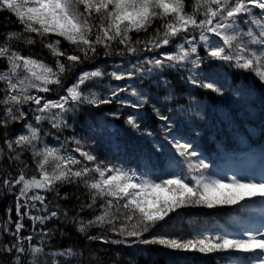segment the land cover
<instances>
[{"label":"snow or ice","instance_id":"snow-or-ice-1","mask_svg":"<svg viewBox=\"0 0 264 264\" xmlns=\"http://www.w3.org/2000/svg\"><path fill=\"white\" fill-rule=\"evenodd\" d=\"M191 7V11H186V0H0V11L13 14L22 26L20 31L7 32L0 41V61L7 65L0 69V130H3L0 158L6 157L17 173L0 174V188L9 193L16 190L17 219H11L12 208H8L9 215L0 226V234L10 237L7 243L0 241V254H12L9 264H25L26 258H30L28 264H65L61 258L83 255L72 247L45 252L46 245H32L33 235H23L25 218L31 221L33 231L37 225L44 226L56 219L73 223L88 241L114 246L158 244L171 250L206 255L259 251L261 255L252 264H264V231L239 236L201 234L190 238L155 234L180 209H212L264 198V180L244 182L232 176L230 182H225L208 175L209 165L200 158L202 154L182 137H172L169 141L181 159L174 156L169 159L187 172L165 171L156 178L98 160L92 150H85L86 142L75 135L63 141L55 135L60 141L58 147L44 139L53 136L44 129L45 122L56 133L70 129L73 125L69 115L84 106L99 108L115 102L121 107L140 110L150 102V97L137 89L131 91L134 101L122 99L120 93L128 88L102 85L106 74L100 68L81 71L75 82L65 87L66 79L78 67L98 58V49H103L105 57L153 53L142 60L138 58L130 66L118 65L117 70L107 73L115 81L137 74L151 75L167 67L186 72L181 79L190 86L222 96L227 90L225 82L214 72L201 71L208 60L250 72L264 86V0H193ZM242 18L246 27L241 25ZM156 21H160L159 26L149 32ZM141 32L147 35L133 38V33ZM192 33H198L199 38ZM209 34L218 40L210 39ZM62 41L71 48L63 47ZM37 42L48 50L52 63L33 54L24 55L18 47L20 43L27 47ZM201 44L206 56L199 54ZM169 45H174L175 51H159ZM157 86L167 93L164 101L177 99L169 80L162 79ZM54 91L55 99L43 95ZM152 111L158 120L169 121V116L154 104ZM125 123L138 134L153 136L149 128L141 129L136 115H129ZM16 124H21L23 130L12 137L11 129ZM69 142L75 145L71 151L67 147ZM161 147L153 144L157 152ZM26 153L35 164L32 175L24 158ZM73 153H78L80 158ZM64 184L85 190L83 200L77 196L80 203L71 217L59 203L50 207L42 194L55 193L58 199L66 200L69 193L61 196L58 188ZM85 212L91 214L90 219L82 215ZM94 228L99 230L96 235L90 234ZM39 232L42 239L53 234L45 227H40ZM149 233L153 235L146 238ZM25 241L29 242L28 247Z\"/></svg>","mask_w":264,"mask_h":264},{"label":"trees","instance_id":"trees-1","mask_svg":"<svg viewBox=\"0 0 264 264\" xmlns=\"http://www.w3.org/2000/svg\"><path fill=\"white\" fill-rule=\"evenodd\" d=\"M192 4L193 0H186V11L192 10ZM253 11L259 13L258 9H253ZM243 19H241V25L246 27L243 24ZM159 24L160 21H156L153 28L149 29V32L158 27ZM21 29L22 26L13 14L7 11H0V41L4 40L7 32L20 31ZM132 35L135 39L137 37L143 38L147 34L141 32L133 33ZM191 35H195L197 39L199 38L198 33H192ZM209 36L212 40H218L212 34H209ZM62 46L71 48L66 41H62ZM18 47L24 55L33 54L38 58L44 59L46 63L53 62L48 50L39 42L27 47L20 43ZM159 51L172 52L175 51V48L174 45H169ZM198 51L201 56L207 55L202 44L199 46ZM98 52L100 55L96 60L84 63L66 79L65 87L74 83L81 71H91L100 68L106 74L101 81L102 85L111 84L114 87L128 88L127 92L120 93L122 99L134 101L135 98L131 96V91L132 89H137L146 93L150 97V102L140 110L131 107H121L115 102L110 105H101L99 108L84 106L74 115H69L70 123L73 125L70 129L56 133L45 122L43 124L44 129L53 133V136L44 138L46 143L58 147L60 141H63L65 137L75 135L86 142L85 150H92L98 160L118 167L124 164V155L125 157L127 156L126 161H129L128 156L131 152L135 154L142 148H153V144H159L162 145L159 152L152 149L147 153L151 160V163L148 161L149 167L147 170L149 171L153 168L154 173L160 177L165 171L171 172V167L175 165L169 159L170 157L174 156L176 160L181 159L171 147L169 141L172 137H182L184 141L191 142L194 149L202 154L200 158H203L205 163L210 166H215L222 156H225L227 161H233L237 159L236 157H241L240 146L243 142L249 144L254 138H261L259 142H263L264 86L259 83L252 73L237 70L221 61L206 60L202 65L201 71L205 73L214 72L221 81L225 82L227 90L221 96L210 90L190 86L181 79V75L186 76L187 73L174 68L166 67L163 70L154 71L151 75L141 76L137 74L130 79L121 81L112 80L107 73L117 70L118 65L130 66V64L136 63L138 58L142 60L145 55L152 56L153 53H144L139 57L127 54L124 56L113 54L105 57L103 49H98ZM6 67V63L0 61V69ZM162 79H167L171 82L177 99L172 101L163 100L167 93L163 87L157 86ZM52 87L55 88V86ZM97 90L100 91L101 89L97 88ZM43 95L51 99L57 98L55 91ZM153 104L164 115L169 116V121L164 122L157 119L152 111ZM113 113H118V115L114 116ZM129 115L138 116L141 129L149 128L153 136L149 137L133 131L125 123ZM169 124L170 127H166ZM22 130L21 124L13 125L11 129L12 137ZM2 131L0 130V136H2ZM55 135L60 136V141L54 138ZM166 136L167 139H165ZM0 146H3L2 138H0ZM67 147L71 151L75 145L69 142ZM73 155L80 158L78 153H73ZM24 158L32 169L29 175H32L35 172V164L32 162L30 154L26 153ZM9 171L13 175L17 174L15 166L6 157L0 158V174ZM35 174L38 176V173ZM58 188L61 196L64 193H69V198L62 200L58 199L55 193L42 194L47 197L50 207L54 208L55 204L59 203L70 217L75 215L80 203L77 200V196L79 195L81 200H83L85 198V190L82 187L77 188V186L70 184L58 185ZM15 191L9 193L0 188V226L3 225L9 215L6 213L8 208H12L11 219L13 221L17 219L15 213ZM247 203L248 200H245L234 206L226 205L212 209L203 207L180 209L178 210V215L177 213L171 214L164 227L155 234L167 233L170 236L190 238L197 235L193 232L194 227L197 229L203 227L204 230L199 235L201 233L225 235L233 225L237 224L242 225L244 229L249 228L252 223L245 214L249 210L243 208ZM32 211L35 214V210ZM82 215L86 219L91 218V214L88 212ZM24 223L26 228L23 231V235H33L34 239L31 244L34 246L46 245L44 248L45 252L59 251L72 247L83 253V255L78 257L61 258L65 261V264H228L233 261L232 257L239 256L242 258L243 255H239L237 252L206 255L199 252L171 250L158 244H136L131 247L124 245L114 246L103 244L100 241L86 240L76 231V226L73 223L53 219L44 226L37 225L35 231L32 229L30 220L25 218ZM40 227L51 229L53 231L51 237L42 239L39 232ZM98 231L95 228L91 229L90 234L96 235ZM151 235L153 233L146 234V238ZM9 239L8 234H0V241L7 243ZM28 246L29 242L25 241V247ZM117 253H119L118 256ZM251 255V253H245L246 258ZM28 259L30 258L25 259V264H28ZM0 260L3 261V264H9L12 260V254H0Z\"/></svg>","mask_w":264,"mask_h":264},{"label":"rangeland","instance_id":"rangeland-1","mask_svg":"<svg viewBox=\"0 0 264 264\" xmlns=\"http://www.w3.org/2000/svg\"><path fill=\"white\" fill-rule=\"evenodd\" d=\"M152 149H154V148L145 147V148L138 150V152H135V154L133 152H131L130 155L128 156L129 161H126L127 156L125 157V155H124L123 156L124 164L120 167L125 169V170L135 171L137 173V175L149 174L153 178L158 177V175L154 173L153 168H152V170H149V171L147 170L149 167L148 161L151 163V160L149 159V156L147 155V153ZM240 166L241 167L239 169L237 167H234L236 169H231L232 173L231 172L230 173L224 172L225 177H223L222 179H224L225 182H230L231 177L236 176L238 179H242L244 182H247L248 180H253L256 182H260V181L264 180V164H263V166H258V165H252V164L249 165V163L243 162L240 164ZM184 173H186V171ZM207 174L215 176L216 178H218V176H216V174L213 171L208 170ZM251 200H252L251 203H253V204L255 202H257L258 206L260 205V207L263 211L262 214H260V215H259V213H255L254 215H251L252 220L257 221V223L255 224L256 229H254V231H252V232L258 233L260 231H264V198L255 197ZM230 206H234V205H230ZM219 207H223V206H219ZM237 232L239 234H243V233L251 232V231H247V230L241 228V229H237ZM237 253L239 255L243 254L242 258H246L245 253H242V252H237ZM252 255L254 256V258L250 259V261L240 260V261H238L237 264H252V261L257 260L261 254L259 253V251H257V252L252 253Z\"/></svg>","mask_w":264,"mask_h":264}]
</instances>
